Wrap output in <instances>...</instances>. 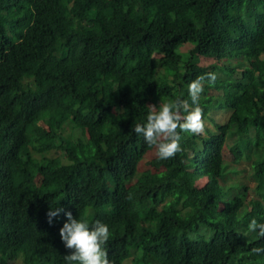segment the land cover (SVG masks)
<instances>
[{
	"label": "trees",
	"instance_id": "trees-1",
	"mask_svg": "<svg viewBox=\"0 0 264 264\" xmlns=\"http://www.w3.org/2000/svg\"><path fill=\"white\" fill-rule=\"evenodd\" d=\"M0 264H264V0H0Z\"/></svg>",
	"mask_w": 264,
	"mask_h": 264
},
{
	"label": "rangeland",
	"instance_id": "rangeland-1",
	"mask_svg": "<svg viewBox=\"0 0 264 264\" xmlns=\"http://www.w3.org/2000/svg\"><path fill=\"white\" fill-rule=\"evenodd\" d=\"M222 154H223V158L231 160V153L229 149H223Z\"/></svg>",
	"mask_w": 264,
	"mask_h": 264
}]
</instances>
